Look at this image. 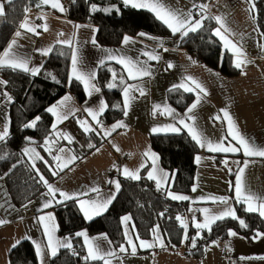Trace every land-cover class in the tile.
<instances>
[{"label": "crops", "instance_id": "0c3cea01", "mask_svg": "<svg viewBox=\"0 0 264 264\" xmlns=\"http://www.w3.org/2000/svg\"><path fill=\"white\" fill-rule=\"evenodd\" d=\"M30 1V10L27 14L28 20L34 25L47 23L48 26V31L37 28V32L40 33L39 35L21 30L23 35L18 38V44L20 45L18 51L31 58L30 67L43 66L45 59L48 57V55H41L36 49L60 45L56 43L57 39H68L72 37L74 32L76 33L74 45L78 47L79 54L83 58L84 64L88 68L95 69L96 71L98 69V60L105 55V53L100 51V48L113 51L119 50L121 55H126L133 59L138 58L141 61L147 60V57L141 55L142 50H155V52L162 57L159 61H148L153 72L152 77H145L142 81H127L130 84L141 83L147 91V95L144 97H140L138 93H133L137 99L133 101L128 116L124 117L123 115L120 119L108 124L102 123L105 126L103 127L104 129H109L117 121L123 120L127 128H118L107 137L103 135L102 130L99 131V135L94 132L97 137L99 136L98 139L101 141L100 144L86 156L77 159L73 164L69 165L68 168H65L54 180L49 181V183L56 188L71 194L97 186L100 189V194L107 195L115 191V185L107 183L109 180L119 181L121 189V178L124 177L122 175V170L124 167L134 171L140 167L141 163H145L146 167L140 169L139 175H145L147 177V172L151 169V160L144 157L143 153L149 149L159 157V168L170 174V172L162 166L159 154L152 148L150 137L151 135L157 134H176L173 132H159L153 134L151 132L153 127L174 123V121L171 117L160 115L159 113L154 117L152 115V110L154 104L167 103L170 107L174 108L177 113L183 115L186 110L180 111L169 102L168 91L173 85L180 84L186 76L195 78L197 81L201 82L207 90L208 95L195 110V115L198 129L202 131L209 140L216 142L227 134V121L212 119L217 115L222 117L223 113L221 109L227 108L234 118L240 132L246 137L252 138L256 144L264 146V53H261L257 46V41L260 40V32L253 30L257 26V23L256 20L254 22L252 19L254 13H250L247 10L249 4L246 3L245 0H165L168 7L185 12L192 9L193 3H206L209 5L211 14L226 17L228 26L236 33L235 36L230 38L236 41L239 40L242 35L244 37L246 53L253 61L252 64L246 67V75H241L239 70V73L235 76H226L219 69H213L201 62L195 54L181 46L179 34L169 37L148 34L149 36L159 37L163 40L164 46L169 49L168 52H164L159 48L157 41L148 39L147 37H139L138 35H129L136 39L137 42L135 44L123 45L121 42L118 46H101L99 44H97L99 47L94 46L91 43V39L93 35H95L96 39L97 31L93 33L90 27H81L78 31L74 28L76 24L89 25L90 23L75 21L69 18L67 8L64 5L66 11L61 13L58 10L52 9L50 5L37 7L38 0ZM0 2H4V5L6 3L5 0H0ZM195 11L196 10L193 9L194 15ZM41 15L46 16V21L37 19V17ZM90 25L98 29L96 25ZM59 33H64V36H58ZM188 57H191L192 61H196V63L193 64ZM169 62L174 65L171 69L167 68ZM106 63H115L122 69V66L115 61H107ZM70 69L71 60L68 76ZM208 69H211L212 73H218L219 75H213ZM124 74L126 76V73ZM0 79L2 78L0 77ZM97 86L99 85L97 84ZM3 90L7 91L6 88ZM180 90L184 91L183 89ZM7 93L9 94L8 91ZM192 94L195 99V94ZM65 95H70L72 97L70 104L76 109H79V111L76 112L75 117L70 116L67 120L58 125L59 130L73 137V142L69 144L67 140L61 139L57 146L71 149V154L76 155L72 148L74 141L75 144L79 145L86 136L90 139V136L85 134L78 121H87L97 129L99 127L83 109L85 107L96 108L101 99L105 101L106 99L102 89L100 93L94 94L91 98L87 96V99L83 103L79 102L71 91H67L55 103L60 101ZM86 101L87 103H85ZM11 104L12 103H6L3 97H0V125L4 123V115L10 118ZM101 117L102 116L99 117L100 121ZM54 120L55 117L53 116V122ZM181 132H186L188 134L186 129H182L179 133ZM228 140L231 141V137H228ZM77 141L78 143H76ZM231 142L235 143V141ZM227 143L228 141H225V146H227ZM197 146L199 150L194 158L197 167L196 183L194 184L196 191L191 190V192L187 194L171 191L176 194L190 197V200H187L189 202L188 211L183 216H180L188 224L187 233L190 227L195 228L193 224V215H195L197 221H203L204 219L201 212H190V208L193 210L199 208L217 210L216 204H213L211 201H202L200 199L201 197L234 196L233 191L230 190L229 182L234 183L235 172L238 167L243 166V161L245 159H250L251 161L245 172L247 184L251 187L252 191L264 194V158H246L242 152H210L207 148H201L199 145ZM33 147L39 154H42L38 147ZM97 148L99 149L98 152L96 151ZM117 148L119 151H117ZM63 155L67 156V151ZM197 156L201 157L199 163L196 162ZM224 160H228V167L233 170L231 173L228 171V168L225 167L223 163ZM234 161H240V164L238 165L234 163ZM53 166H56L55 161ZM46 192L47 188L35 199L25 204L27 207H24V205L16 206L10 197L5 179H0V204H3V207H0V219L8 221L0 225V264H9V253L13 248L12 245L16 243V241L25 240V237H28L32 243L36 241L46 245L47 239L44 234L43 226L38 223L37 218L48 213H51L55 218L54 223L57 226L55 235L59 238L72 237L73 245V236H63L58 232V221L54 211V207L57 203L54 202L51 207L42 209V205L47 199L44 195ZM118 193H116V196ZM89 196L95 198L97 194L89 193ZM82 198L86 199L88 197ZM57 199L63 198L57 194ZM230 203L236 210L237 203H235L234 200H231ZM77 206L79 208L78 204ZM242 206L245 208V205ZM126 215L131 216V221L129 222V230L131 231V225H135L134 219L131 214ZM122 227L124 234L123 224ZM82 230H86L89 237L107 234H91L87 229ZM135 232L138 233L136 226ZM159 233L164 237L166 248L162 249L160 247H155L153 249H140L138 247L135 255L130 254V250L128 254L118 253L123 264H264V259H262V257H264V237L258 240H250L244 235L236 232L237 236L235 237H230L228 235L224 240H216V244H213L212 241L207 246V251H205L204 255L197 258L185 252L186 240L183 239L184 229L182 240L178 244L171 243L161 228H159ZM107 236L111 240L108 234ZM77 238L84 244L82 237ZM140 238L149 241L152 240V231L149 237L145 238L140 236ZM133 239L135 241L134 235ZM135 242L138 244V241ZM101 243L104 248L107 249L112 247L117 251L121 245L115 246L113 241L111 246L104 241H101ZM122 244L128 247L125 242V235ZM44 251L43 264H50V259L53 256L49 254L47 248H45ZM241 257L251 259H241ZM38 261L41 264L40 258H38ZM113 264H119V262L113 259Z\"/></svg>", "mask_w": 264, "mask_h": 264}, {"label": "trees", "instance_id": "16d2710c", "mask_svg": "<svg viewBox=\"0 0 264 264\" xmlns=\"http://www.w3.org/2000/svg\"><path fill=\"white\" fill-rule=\"evenodd\" d=\"M254 2L255 20L260 30L264 32V0H254ZM30 3V0H12L10 4L5 3L4 15L0 16V53L8 46L19 24L28 14L25 9H29ZM92 4L99 8L114 5L120 9V12L92 13L90 11ZM67 14L72 20L96 25L98 27L96 41L101 46H118L124 35H137L139 32L161 37L172 36L170 30L155 19L151 12L125 7L121 0H74V2L72 0L67 7ZM215 27L214 20H206L203 29L189 33L180 44L207 66L219 69L226 76H235L239 70L233 66L231 54L226 52L219 39L212 35V29ZM222 56L223 59H221ZM69 64L70 49L67 46L56 45L36 76L10 69L0 70V77L8 82L6 89L13 98L10 106V135L6 142L0 143V153L7 156L6 159L0 160V177L5 179L10 197L16 206L27 204L43 193L46 188L43 183L38 182L36 170L32 168L33 160L28 155H24L23 149L38 147L42 153L40 155L54 168L53 157L42 147L45 137L52 132L53 123L52 114L45 109L67 91H71L81 103L87 99L80 82L73 80L69 84ZM109 69H114L117 73L122 72L120 66L115 63H106L105 66L97 69L96 82L109 105L101 117V122L105 124L123 116L120 108L113 107L116 104H120L121 108L123 106L120 88L110 90L106 87L111 80ZM48 73L54 75L60 83L54 82L47 75ZM168 100L178 110L184 111L193 102L194 95L180 89L172 90L168 91ZM36 116L41 117L36 128L23 127ZM89 136L97 140L95 147L100 144L101 141L94 132ZM26 137L32 138L33 143L29 144ZM150 142L152 148L159 154L162 166L171 174L167 189L158 191L156 183L147 179L145 175H142L139 180L122 177V186L115 200L104 214L92 221L85 220L74 200L55 205L58 232L63 236L74 237L73 249L77 254H74L72 249L62 248L50 259V264H85L83 260L86 255L85 246L79 238L75 237V233L82 229H87L91 234L107 233L114 245L119 246L124 241L121 217L126 214L133 216L140 236L149 237L151 230L158 225L171 243L181 242L183 228L176 217L186 214L189 202L172 200L166 195V191L183 194L191 192L196 183L197 167L194 158L199 149L186 132L151 135ZM73 145H75L74 151L78 159L94 149ZM13 165L16 167L13 168ZM35 165L48 182L58 176H53L49 166L41 160H36ZM5 173L8 174L5 175ZM236 211L237 216L245 221L246 228L240 226L239 220L226 218L214 224L210 233L206 230L201 231L203 238H197V246L192 248L191 238L196 236L198 230L190 227L189 239L185 244L186 254L197 258L203 256L205 249L212 241L227 238L229 229L250 240L257 231L264 233V218H261L258 213L246 212L241 204H236ZM9 264H40L31 240H22L11 249ZM92 264H101V262H92Z\"/></svg>", "mask_w": 264, "mask_h": 264}, {"label": "snow or ice", "instance_id": "6c2138e0", "mask_svg": "<svg viewBox=\"0 0 264 264\" xmlns=\"http://www.w3.org/2000/svg\"><path fill=\"white\" fill-rule=\"evenodd\" d=\"M7 3H12V0H5ZM74 2V0H73ZM246 3L249 4V8L247 9L250 13L255 12V2L254 0H245ZM122 3L125 7H131L133 9H145L151 12L155 19L162 22L171 32L173 36L179 34L181 40L184 37H187L189 33L197 32L204 28V22L206 20H214L217 24V27L212 29V35L217 37L220 42H222V47L226 50V52L230 53L233 60V66L240 70L241 75H246V67L249 64H252L253 61L248 57L245 47H244V37L241 35L239 40L234 41L230 37L235 36L236 33L228 26L226 17L222 15H213L209 10V5L206 3H193L192 9L188 11H181L178 9H173L167 6L165 0H122ZM44 5H50L52 9L58 10L61 13H64L66 9L64 8L61 0H38L37 7H42ZM193 9L195 11V15L193 14ZM30 9H25L27 13ZM90 11L95 13L97 11H102L106 14H111L112 12L119 13L120 9L116 6H109L104 8H99L97 5L92 4L90 6ZM4 15V2H0V16ZM198 17V18H197ZM37 19L45 20L46 16L41 15L38 16ZM252 19L255 22V15H252ZM81 27H90L92 28L93 33L98 31V29L94 28L92 25H74V28L78 31ZM37 28H42L44 31H48L47 23L41 25H34L30 22L25 16V19L19 24L18 30L15 32V35L12 41L8 44V46L0 53V70L2 69H10L12 71H21L24 73H29L32 76H36L40 73L42 68L41 66L30 67L31 58L21 54L18 49L20 45L18 44V38L22 37L23 33L21 30H25L27 33H32L35 35H39L37 32ZM256 32H260V40L257 41V46L260 49L261 53H264V32L260 31L259 26L257 25L254 29ZM139 37H147L148 39L155 40L158 42V47L161 48L164 52H168L169 49L164 46L163 40L159 37L149 36L147 33L139 32L137 34ZM58 36H64V33H59ZM76 40V33L74 32L72 37L68 39H57L56 43L60 45H65L71 50L70 60H71V69L68 76L69 84L75 80L80 82L83 85L84 91L87 94L88 98H91L94 94H98L101 92V88L97 86V71L95 69L88 68L83 61V58L79 54V49L74 45V41ZM137 41L134 37L129 35H124L122 44L129 45L135 44ZM91 43L94 46L99 47L97 45V41L95 39V35H93L91 39ZM54 50V45L49 46L44 49H36L41 55L47 56ZM100 51L105 53L98 62L97 68L105 66L107 61H115L117 64L122 66L123 71L117 73L114 69H109L111 72V80L107 83L106 87L108 89L120 88L123 96L122 100V108L120 104L113 105L115 108H120L123 112L124 117L128 116V112L131 109L132 103L137 97L133 93H138L140 97H144L147 95L146 89L142 86L141 83H128V80L132 81H142L145 77H152L153 72L148 61H159L162 57L155 52L152 51H141V55L147 57L146 61H141L138 58L133 59L126 55H121L119 50L113 51L110 49L100 48ZM64 54V53H61ZM188 59L195 64L196 61H192L191 57ZM223 59V56L221 57ZM174 65L169 62L167 65L168 69L173 68ZM210 73H212L211 69H208ZM126 73V76L125 74ZM213 75H219L218 73H212ZM54 82L57 84L60 81L51 73L47 74ZM7 81L0 79V97H3L4 101L8 104L13 102V98L4 91L3 89L7 86ZM183 89L184 92L194 93L195 99L193 103L187 107L185 113L180 115L176 112V110L170 107L167 103L164 104H154L152 115L155 117L157 113L160 115H165L171 117L174 123L153 127L151 132L153 134L159 132H173L179 133L182 129H186L188 135L191 137L193 141L201 148H207L210 152H222V153H240L242 152L246 158H254L261 157L264 158V146L256 144V142L249 137L243 135L236 122L227 108L221 109L223 116H214L212 119L214 120H222L227 121V134L223 136L219 141L213 142L209 140L202 131H200L196 124V115L195 110L201 104L202 100L208 95L206 88L203 84L197 81L195 78L191 76H186L183 78L182 82L177 85H173L169 91ZM72 101V97L70 95H65L60 101L49 106L45 109L46 112L52 114L55 117V122L52 124V132L45 137L42 147L49 153V155L53 154V148L58 144L59 140H67L69 144L73 142V137L58 129V125L67 120L70 116L75 117V114L79 109L73 107L70 102ZM87 103V101L85 102ZM109 105L103 99H101L96 108L85 107L83 111H85L95 122L96 125L100 126V129L103 131V135L105 137L111 135L112 132L116 131L118 128H127V125L123 120L117 121L115 124L111 126L109 129H104L102 122L99 117L104 114V112L108 109ZM41 117L36 116L33 120L23 125L24 128H36L38 122ZM80 123L83 131L85 133L95 132L98 135L100 132L97 130L95 126L89 124L87 121H78ZM10 118L7 115H4V123L0 125V143L6 142L7 138L10 135ZM228 137H231V141H235L232 143L228 140ZM29 144L33 143L32 138H25ZM225 141H228L227 146H225ZM89 148H95V145L89 144ZM67 151L68 155H63ZM98 152L99 149L97 148ZM117 151L119 149L117 148ZM56 154L53 155V160L56 162V166L53 168L48 164V161L44 160V157L41 156L34 147H25L23 149L24 155H28L30 159L33 160L32 168L36 170L38 176V182L43 183L47 192L44 194L47 199L42 205V209H47L53 205V203L63 204L65 201L74 200L79 205V210L83 214V217L87 221H92L95 217H98L105 213L109 206L116 198V193L120 190L119 181L109 180L107 183L115 185V191L110 192L107 195L100 194V189L97 186H93L87 190H81L77 193H67L54 185L50 184L43 174L40 173L39 169L36 168L35 161L41 160L46 165L49 166V170L52 172L53 176L59 174V172L64 171L65 168H68L69 165L73 164L79 157L74 154H71V149H65L64 147H56ZM144 157H147L151 160V169L147 172V179L153 180L156 183L157 190H166L169 182H170V174L165 172L163 169L159 168L158 159L159 157L151 152V150H146L143 153ZM6 154L0 153V160L6 159ZM201 157H196V162L199 163ZM250 159H245L243 161V166L238 167L235 172V181L229 182L230 190L233 191V197H225V196H211V197H201L202 201H211L213 204L217 205V210H213L211 208H199V209H189L190 212L199 211L203 214V221H197L195 215H193V224L194 227L198 230L196 236L191 238V247L196 248L197 246V238H203L201 236V231L206 230L207 232L212 231V226L216 224L218 221L225 220L226 218H231L233 220H239V224L241 227L246 228L247 225L243 219H240L237 214L235 208L231 205L230 201L234 200L235 203L245 205L244 210L248 213H258L261 218H264V194H259L257 192L252 191L251 187L246 182L245 172L247 167L249 166ZM228 171L231 173L233 170L228 167V160L223 161ZM236 164H240V161H234ZM16 165H13L15 168ZM146 167L145 163H141L140 167L136 170H129L127 167H124L122 170V175L125 178L132 180H139L142 177L139 175L140 169ZM11 171V170H10ZM8 173H5L7 175ZM174 177V174H172ZM3 179V177H0ZM192 191H196V187L194 186ZM89 193H96L97 196L92 198L89 196ZM57 194L63 199H57ZM166 195L170 197L172 200L176 201H187L190 200V197L182 194H176L169 191H166ZM88 197V198H82ZM0 207H3V204H0ZM27 207V205H24ZM41 209V210H42ZM163 215V213H161ZM177 221L180 222V226L184 229V240H188L189 236L187 233L188 224L184 219L180 216L176 217ZM38 223L43 226L44 234L47 239V243L42 244L41 242L33 241L35 245V252L38 258L41 260V264H43V257L45 255L44 249L47 248L49 254L51 256H55L59 249L68 248L72 249L74 254L75 249H73L72 245V237H64L59 238L55 235L57 231V226L54 223V216L51 213L46 215H41L37 218ZM131 221L130 215H125L121 217V222L124 225V235L125 242L128 247H125V244H121L118 248L113 249L112 247L104 248L102 246L101 241L106 242L109 246H111L112 241L108 238L107 234H101L96 237H89L86 230L79 231L75 233L76 237H82L84 241V246L86 248V255L83 257L85 264H92V262H101V264H113V259L117 260L119 264H123L121 257L118 253L128 254L130 250V254L135 255L137 253V248L140 249H153L155 247L166 248L164 237H162L159 233V226L156 225L152 231V240H144L141 239L139 234L135 232V225H131V231L129 230V222ZM8 221L5 219H0V225L7 223ZM133 235L135 236V241H138V244L134 241ZM228 235L230 237L237 236V233L231 229L228 231ZM261 237H264V233L257 231L255 235L252 237L253 240H258ZM28 239V237H25ZM20 241H16L12 245L15 248ZM216 244V241L212 242ZM174 247V246H173ZM207 251V248L205 249ZM230 250V249H229ZM154 254V253H153ZM241 259H251L241 257ZM264 259V257H262Z\"/></svg>", "mask_w": 264, "mask_h": 264}, {"label": "rangeland", "instance_id": "374dc122", "mask_svg": "<svg viewBox=\"0 0 264 264\" xmlns=\"http://www.w3.org/2000/svg\"><path fill=\"white\" fill-rule=\"evenodd\" d=\"M54 122H55V120H54ZM54 122H53V123H54ZM102 125H103V127H105L104 124H102ZM97 130H98V131H101L100 126L98 127ZM90 133H91V132H89V133H85V134L89 135ZM87 137H88V136H86L85 138H83V141L80 142L79 145H77L79 148H80V147L89 148L88 145H89L90 143L93 144V145H95V143L97 142V140H95L94 138H90V139H88ZM98 137H99V136H98ZM100 138H101V137H100ZM76 143H78V141H77ZM73 144H75V141H74ZM72 146H73L72 148H73V150H74V146H75V145H72ZM56 147H58V146H57V145L54 146L52 156L56 154V152H55V148H56ZM74 152H75V151H74Z\"/></svg>", "mask_w": 264, "mask_h": 264}, {"label": "built area", "instance_id": "2783aa9c", "mask_svg": "<svg viewBox=\"0 0 264 264\" xmlns=\"http://www.w3.org/2000/svg\"><path fill=\"white\" fill-rule=\"evenodd\" d=\"M62 3L67 8L72 3V0H62Z\"/></svg>", "mask_w": 264, "mask_h": 264}]
</instances>
